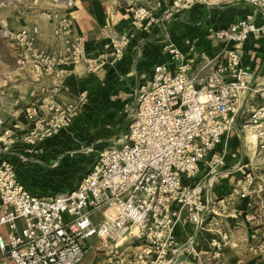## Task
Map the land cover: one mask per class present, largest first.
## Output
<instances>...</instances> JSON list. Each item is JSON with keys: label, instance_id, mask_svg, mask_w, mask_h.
<instances>
[{"label": "built area", "instance_id": "2783aa9c", "mask_svg": "<svg viewBox=\"0 0 264 264\" xmlns=\"http://www.w3.org/2000/svg\"><path fill=\"white\" fill-rule=\"evenodd\" d=\"M224 3H245L254 14L214 31L222 47L207 63L208 76L201 81L181 48L166 44L174 66L155 65L151 82L138 86L134 104L127 105L126 129L98 153L75 189L33 194L18 179L13 162H0V264H85L94 248L92 239L113 243L104 250L108 258L98 264H171L182 249L196 252L192 241L180 242L176 231L180 226L206 231L217 205L221 209L228 205L225 198L214 203L209 196L226 163V153L218 147L238 131L245 100L252 95H259L261 102L249 107L244 128L255 131L258 149L264 151V85L254 84V73L241 64L239 54L251 35L264 37V0H174L175 6L185 8ZM73 6V0H66L65 12L47 15L57 19L63 57L37 48V27L19 32L37 69L49 71L86 60L85 37L72 30L68 10ZM132 11L137 27L151 16L142 6ZM130 38L123 33L112 40L108 54L112 62L124 56ZM95 66L89 62L88 71ZM86 102L83 95L79 105L52 104L45 118L29 115L34 123L22 136L0 117V150L45 140L70 125ZM258 179L263 188L264 170L246 172L237 180V195L249 196ZM255 217L251 213L248 220ZM129 239L142 243L124 245ZM227 239L224 233L211 240L216 255Z\"/></svg>", "mask_w": 264, "mask_h": 264}, {"label": "crops", "instance_id": "0c3cea01", "mask_svg": "<svg viewBox=\"0 0 264 264\" xmlns=\"http://www.w3.org/2000/svg\"><path fill=\"white\" fill-rule=\"evenodd\" d=\"M73 1L74 6L68 12L73 18V34L85 37L86 60L76 64H61L49 71L40 70L31 61L24 42L19 40V65L12 78L0 85V117L6 126L14 128L22 136L33 126L34 122L29 115L45 118L51 114L49 108L52 104L60 107L71 103L79 105L83 95H86L87 102L81 106L69 129L45 139L37 146L16 143L7 150H0V162L4 159L13 162V158L26 152L25 148L29 150L38 147L41 153L58 154L55 156L57 158H47L48 163L40 161V164L47 165L46 169L50 168L47 174H50V170L58 174L61 171L58 162L65 154L61 149L64 142L73 143L82 139L98 141L103 129L106 134L113 130L109 123L116 128L126 125L127 105L134 104L141 83L151 82L155 65L167 63L174 66L170 54L164 50L166 44L173 43L181 48L191 59L192 71L199 72L202 81L210 72L211 65L207 63L222 47L214 31L227 28L231 23L254 14L253 8L245 3L215 6L197 4L185 8L175 6L174 0ZM65 2L22 0L20 6L5 11L6 16L1 23L7 33L12 35L23 29L37 27V48L60 58L66 55V51L57 33L58 22L55 17L49 18L47 15L65 12ZM139 6L147 8L151 15L142 27L135 26L132 11V8ZM123 33L131 36L129 46L120 60L112 62V57L108 55L111 42ZM191 45L193 51L189 49ZM239 54L241 64L254 73V84L264 85V37L251 35L241 46ZM91 61L96 64L92 72L88 71ZM260 102L259 95L249 96L245 100L246 111L240 118L242 121L238 122V131L218 147L219 151H225L226 163L209 191V196L214 203L225 198L228 205L225 209L217 205V214L210 218L206 231L198 233L191 226H180L176 231L180 242L192 241V247L195 248V240L204 241L212 251H216V248L209 244L211 239L227 233L226 244L219 255L213 256V259L218 258L215 264H264V187L260 186L258 179L249 196L241 198L235 191L237 180L246 172L257 174L264 170V151L258 149L255 131L244 128L250 116L249 107ZM100 124H104L101 129ZM17 176L33 194L53 195L44 194L43 181L39 175L29 181L21 177L18 170ZM28 183L33 187H29ZM251 213L255 214V221L248 220ZM253 233L257 234V238L252 237ZM96 241L92 239L91 243ZM195 250H199L195 254L198 262H202V249ZM190 254L191 249H182L173 263L190 264L187 258L197 257ZM101 260H97L91 251L85 264H98Z\"/></svg>", "mask_w": 264, "mask_h": 264}, {"label": "rangeland", "instance_id": "374dc122", "mask_svg": "<svg viewBox=\"0 0 264 264\" xmlns=\"http://www.w3.org/2000/svg\"><path fill=\"white\" fill-rule=\"evenodd\" d=\"M21 1L22 0H0V85H3L6 81H9L12 78L15 69L19 65L18 58L21 52V46L19 44V32L13 35L8 34L7 29L3 26L1 20L6 16V10L14 9L20 6ZM74 120L75 119H73L70 125L62 128L60 131L56 132L48 138H53L56 135L60 134L63 130L65 131V129H69ZM102 126H104V124H100V127L98 126L99 129H101ZM109 126L112 127L113 130L106 134V130L103 129L102 136L99 139L100 141L82 139L73 143L64 142V147L61 146V149L64 150L65 154L60 162H58L59 165H61V171L58 174L57 171L54 172L51 170L50 174H47L46 172H49L48 169L50 168L46 169L45 166L47 165L40 164V161L48 163L46 161L47 158H57L55 156H57L58 154H55L54 152H50L49 154L41 153L40 148L38 147L31 148L29 150L27 147L25 148L26 152L20 153L19 156H16L12 160L17 168V171L19 170L20 176L25 180L33 181L34 178L37 177L36 175H39L38 177H41L40 179H42L43 181L42 185L44 194H64L68 192L70 190V187L74 185L75 181L82 176V171L85 169V165L88 163V159L95 157L97 155V152H99L104 147H107L114 140H116V136L120 135L126 129L127 123L126 125L118 128L111 125V123H109ZM41 143L42 141H38L30 146H37ZM50 163H54V161ZM35 164L38 166H34ZM74 164L75 166H73ZM48 166L51 167L50 164ZM35 168L40 171L36 170ZM43 178H45V180ZM28 185L31 188L33 187L31 183H28ZM130 243L131 245H139L142 243V241L139 239H129L123 242L124 245ZM209 244H211V242ZM112 245L113 243L110 241L108 243H104L103 241H96V243H94L93 245L94 248L92 250V255L95 256L97 260L101 258L103 260H106L108 257L106 251L104 250L111 249L113 247ZM194 246L195 248L202 249V253L200 254V256H202V262H198V256L195 253H197V251L199 252V250H196L195 253L191 251L192 254L190 255H195L197 257L194 256L195 258H193L189 256L187 258L190 264H215L214 262L218 260V258L213 259L215 251L209 249L210 245L206 244V242L195 240ZM211 247L214 248L212 244Z\"/></svg>", "mask_w": 264, "mask_h": 264}, {"label": "trees", "instance_id": "16d2710c", "mask_svg": "<svg viewBox=\"0 0 264 264\" xmlns=\"http://www.w3.org/2000/svg\"><path fill=\"white\" fill-rule=\"evenodd\" d=\"M109 146V145H108ZM105 148V147H104ZM103 148V149H104ZM103 149H101V150H103ZM100 150V151H101ZM99 151V150H98ZM99 151V152H100ZM99 152H97V155L95 156V157H93V158H90V159H88V163L85 165V169L82 171V176L81 177H79L76 181H75V183H74V185L72 186V188L70 189V190H73V189H75L76 187H77V185L79 184V182H80V180L82 179V177L92 168V166H93V164H94V162H95V160H96V158H97V156H98V153ZM69 190V191H70Z\"/></svg>", "mask_w": 264, "mask_h": 264}, {"label": "bare ground", "instance_id": "6f19581e", "mask_svg": "<svg viewBox=\"0 0 264 264\" xmlns=\"http://www.w3.org/2000/svg\"><path fill=\"white\" fill-rule=\"evenodd\" d=\"M110 214H111V215H113V214H114V212H110Z\"/></svg>", "mask_w": 264, "mask_h": 264}]
</instances>
